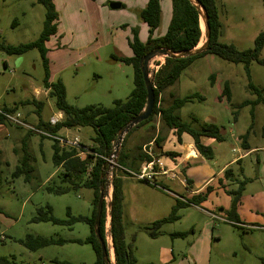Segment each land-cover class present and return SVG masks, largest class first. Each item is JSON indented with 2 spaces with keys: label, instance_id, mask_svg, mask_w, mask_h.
<instances>
[{
  "label": "rangeland",
  "instance_id": "obj_1",
  "mask_svg": "<svg viewBox=\"0 0 264 264\" xmlns=\"http://www.w3.org/2000/svg\"><path fill=\"white\" fill-rule=\"evenodd\" d=\"M165 1L162 0L163 20L154 30L156 34L164 32L168 25ZM55 2L57 30L45 46L48 48L50 74L54 80L63 82L67 102L76 107L90 104L111 107L115 99H126L133 87V69L131 65L114 60L113 56H123V51L115 49L111 40L113 37L122 48L129 47L132 29L138 28L126 24V18L134 17L141 22L137 10L127 4L110 8L109 4L119 2L117 0ZM215 4L222 24L218 42L232 43L238 50L251 49L255 36L263 27L262 0H215ZM44 18L45 8L37 0H0V43L18 45L34 41L43 28ZM259 57L264 58V46ZM163 59L154 58L151 69ZM248 69L249 76L243 63L206 54L197 57L182 70L177 81L161 94L160 104L163 106L170 103L172 96L182 98L194 93L202 96L180 107V119L196 128L200 123L213 122L222 130V141L209 139L213 158L202 157L195 163L194 166L203 165L201 169L197 167V176L217 170L233 156L242 154L244 149L239 136L245 133L249 146L257 148L248 151L238 163L230 166L234 180H224L223 187H218L216 180L205 202L179 208L178 218L162 224L155 238L139 231L136 226L149 225L166 216L176 197L184 196L180 187L157 176L155 182L160 187L152 180L149 183L138 180L132 173L138 172L139 168L128 170L130 175H122L127 179L122 182L123 208L128 221H131L125 227L126 239L134 235L135 254L136 258L141 256V263L264 264V63L251 61ZM212 73L215 75L213 82L209 78ZM43 75L36 47L21 54L0 50V106H17L16 110L24 116V120L34 124L38 119L33 112L36 106L24 102L35 98L43 102L40 117L46 120L56 115L58 110L53 98L43 91ZM224 81L229 84V102L219 97ZM248 82L258 88L259 93L250 91ZM259 98L261 100L256 101ZM235 111L237 114L233 120ZM2 127L8 130V134L0 137V256L12 258L16 264H55L53 259L70 264H93L95 254L91 246L75 241L88 235L87 224L79 221L67 226L31 220L37 215V209L46 205L59 219H67V211L71 215H89L92 190L47 191V186H65L61 180L62 168L52 161V141L36 133L27 136L26 129L20 126L4 124ZM58 133L68 137L77 135L83 144H93L94 131L89 126L62 128ZM156 137L160 139L159 144H156ZM183 137L185 143L181 144L183 148L179 156L178 151H174L180 146L179 140L155 117L149 123L134 128L125 146L135 153L149 152L151 159H161L166 168L184 178V173L177 174V166L165 163L166 159H178L188 151L189 155L197 153L194 147L187 149L188 134ZM24 142L25 150L22 148ZM24 151L33 170L12 177L11 173L21 163ZM167 151H174L177 155L171 157L166 154ZM111 176L106 174L109 188ZM244 179L246 182L236 208L238 222H233L234 225L228 220L226 212L230 209L233 195L225 191L237 189L239 181ZM110 196L111 190L105 197L106 202ZM218 208H225V211L219 214ZM210 212L219 214L222 220L212 218ZM174 233L184 234L178 236ZM27 234L60 238L64 242L30 250L19 242ZM164 248L171 249L175 259L163 261Z\"/></svg>",
  "mask_w": 264,
  "mask_h": 264
},
{
  "label": "trees",
  "instance_id": "obj_2",
  "mask_svg": "<svg viewBox=\"0 0 264 264\" xmlns=\"http://www.w3.org/2000/svg\"><path fill=\"white\" fill-rule=\"evenodd\" d=\"M45 8V18L43 28L37 39L34 41L9 45L0 43V50L8 54H21L30 48H37L44 70L42 79V86L47 91V95L54 100V106L58 111L63 113L62 120L54 127L48 126L46 120L40 117V109L43 106L41 100H26L24 103H34L35 112L38 115L36 122L37 126L45 127L51 132H58L63 127L79 128L89 126L94 131L93 144L85 145L89 152L85 151L84 156L77 155L78 149L73 147H60L55 140H52V161L55 166L62 168L61 180L65 186L51 187L47 186V191L55 193H65L69 190L77 192L80 188H88L92 190V197L90 200L92 209L89 215H71L67 211V219H59L51 213V208L46 205L45 208L39 207L37 215L32 217V221H48L53 224L72 225L75 222L82 221L87 224L89 233L84 239H75L78 243H87L91 246L95 260L93 264H155L151 262L138 263L135 255L134 235L132 234L129 240L126 239L125 227L131 221H128L127 215L123 208V190L122 179L120 176L129 174L128 170L138 169V165L142 162L151 160L147 153H135L132 149L125 146L126 140L132 130L136 127L152 121L153 118L158 117L163 125L174 131L176 138L180 142V137L183 133L191 137L192 144L197 154L205 159L213 158V150L210 145H206L201 141L202 137L213 138L216 141H222L223 135L219 126L213 122H203L199 126L192 127L190 123L182 121L179 117L178 110L180 107L195 98L201 99L202 96L198 94H191L182 98L173 97L169 104L163 106L160 104L161 94L171 85H173L182 70L187 68L197 57L213 54L223 60L244 64L247 76H249L248 66L251 61L264 63V58L259 57L261 48L264 46V20L263 27L258 32L253 40V47L246 50H238L232 43L218 42V37L222 33V24L218 17V12L215 0H198L206 9L207 22L210 29V36L207 48L198 54L186 56L181 58L164 57L163 63L153 71V94L154 103L152 112L148 118L133 125L131 129L123 136L122 142L117 151L115 162L118 166L112 171L111 176V196L110 207L107 210L108 202L103 199L100 219H99V235L102 241L105 242V221L107 213H109V234L111 239V247L113 252V263L108 258L102 256L101 240L95 234L94 220L97 210V204L100 193H104L106 168L107 164L105 158H108L113 152V145L116 137L120 131L127 125L130 119L138 114L144 108L146 101V88L143 81L142 72L140 69L139 60L142 55L147 53L154 47H166L171 51H180L183 49H190L195 47L202 37V30L200 28L199 17L196 8L189 0H171V17L165 32L160 36H154V30L161 22V5L160 0H147L144 7L136 11L137 17L144 22L148 27V35L145 41H141L138 37V29H132L133 35L128 40V45L132 51L130 56H113L114 60H119L125 64L131 65L133 69V87L126 97V99H115L111 107H104L99 104H90L84 107H76L71 105L66 100V90L63 82L60 79L50 81L49 61L47 58L46 41L49 37L56 33V25L58 20V12L55 9L53 0H37ZM263 14H264V0H262ZM214 73L209 78L213 82ZM247 87L250 91L259 93L251 82H248ZM220 98H224L227 102L230 101V89L227 81H224L221 86ZM259 98L256 101H260ZM159 102V105L157 103ZM264 102V100H263ZM245 103V102H244ZM5 110H16L17 106H3ZM237 111L234 112L233 120L236 118ZM4 118L0 116V123H5ZM32 131H27L26 135H30ZM262 135L264 136V125L262 127ZM41 138H45L42 137ZM157 138V137H156ZM156 144H159V138L156 139ZM241 147L248 150L246 138L247 133L239 136ZM23 143V149L25 148ZM140 149V147H138ZM25 150V149H24ZM167 155L174 157L177 155L174 151H167ZM240 158L235 162L238 163ZM89 169V170H88ZM32 167L28 164V155L24 151L21 163L17 165L11 173V176H18L24 172L32 171ZM29 179V178H28ZM186 183L189 179H185ZM224 180H234L233 171L230 166L224 168L222 177L217 178L218 187H223ZM145 181V180H142ZM147 182V181H146ZM246 180L239 181V186L235 190L225 191L232 194V203L229 210H226L229 218L228 220L238 222L237 204L239 203L243 185ZM149 183V182H148ZM212 185H207L205 190L200 193L191 195L189 198L176 197L175 203L172 205L170 212L159 219L152 221L149 225H137L139 231L145 232L150 237H157L160 233L161 225L173 221L178 218L177 212L179 208L188 205H198L207 198V195L213 191ZM234 224V223H233ZM235 225V224H234ZM184 233H174V235L183 236ZM26 248L36 250L38 248L47 246L49 244L63 243L64 240L60 238L43 237L40 235L27 234L25 238L19 239ZM55 264H70L67 261L52 260ZM0 264H16V262L7 256H0ZM159 264V263H158Z\"/></svg>",
  "mask_w": 264,
  "mask_h": 264
},
{
  "label": "crops",
  "instance_id": "obj_3",
  "mask_svg": "<svg viewBox=\"0 0 264 264\" xmlns=\"http://www.w3.org/2000/svg\"><path fill=\"white\" fill-rule=\"evenodd\" d=\"M72 1V0H71ZM104 1V0H102ZM119 1L120 3V7L122 5H125L127 4L128 6H132L133 10H138V9H141L142 7L145 6L147 0H117ZM171 1V0H170ZM53 2L55 3V6L57 7V4L55 2V0H53ZM160 5H161V11H162V0H160ZM165 12L167 14V17L168 19L170 20V17H171V4L169 3L168 0L165 1ZM127 22L126 24L128 25H136L137 28H138V37L141 41H145L146 38H147V35H148V27L147 25L144 23V22H140L139 20L136 21L133 18L129 19V18H126ZM162 20H163V12H162ZM161 20V21H162ZM161 23V22H160ZM169 23V21H168ZM164 29V28H163ZM165 32V31H164ZM163 31L162 32H159L158 34L153 33L154 36H160L164 33ZM116 35V34H115ZM127 37V36H126ZM128 40V38H127ZM112 45L115 49H119L121 51H123V56H130L132 54V51L129 47H123L119 45L118 41L112 37ZM47 52H48V48H47ZM47 55V54H46ZM50 81H53L54 79L52 78L51 74H50V78H49ZM43 91H44V94H47V91L43 88ZM37 93L39 94V91L37 90ZM35 99V98H33ZM35 100H38V99H35ZM35 111V109L33 110V112ZM42 118V117H41ZM43 119V118H42ZM45 120V119H43ZM36 123V122H35ZM34 123V124H35ZM4 124H8L10 126H13L7 122L5 123H0V137H3V136H6L8 134V130L5 128V127H2L4 126ZM27 131V130H26ZM221 133H222V130H220ZM174 131L171 130V133L173 135H175V133H173ZM223 134V133H222ZM185 135V133H183L181 135V139H180V143H179V147L178 148H175L174 151H178L181 152V148H183V146L181 145L182 142L185 143V139L183 140V136ZM176 136V135H175ZM189 136V135H188ZM24 139V138H23ZM209 139H213V138H208V137H202L201 138V141L206 144V145H210L211 148H212V144H211V141H209ZM215 140V139H213ZM187 149L189 148V146L193 149V144H192V140H191V137L189 136V142L187 143ZM247 145L249 146V144L247 143ZM164 146V145H163ZM182 146V147H181ZM175 147V146H173ZM165 148V147H164ZM257 147H250L249 146V149L248 150H244V152L242 154H238V155H235L233 156L230 160H228L226 163H224L222 166H218V169L217 170H213L211 172H209L208 174L206 173H203L202 175L200 176H197L196 174V171H197V167L198 168H203V165H195V163H197V160H199L200 157L197 153H195V155H189V151L181 156L180 158H176L174 160L172 159H169V160H165V163L170 166V165H175L177 166V169L179 170V172L177 171V174L179 173H184V178H181L180 176L177 175L176 179L175 180H172V178H169L167 175H156L157 178H161L163 180H166V181H171L173 182L175 185L179 186L180 187V190L181 192L183 193L184 196H181L183 198H188L190 197L191 195H194L196 193H200V192H203L205 190V187L209 184V185H212L214 184V182L217 180V178L219 177H222V172L224 170V168H226L227 166H232V164L235 163V161L239 158H241V156H243L244 154H246L248 151L252 150V149H256ZM264 149V148H262ZM235 151H237L235 149ZM238 152V151H237ZM179 156L181 155L180 153L178 154ZM195 160V161H194ZM139 166V165H138ZM140 167V166H139ZM138 167V168H139ZM121 179H122V182L123 181H126L127 179H125L124 177L125 176H120ZM169 179V180H167ZM185 179H189V182L186 183V180ZM111 190V187L109 188V192ZM205 202V201H203ZM196 206V205H195ZM225 208H218V212L219 214H222L221 212L222 211H225L224 210ZM127 211V210H125ZM221 211V212H220ZM128 212V211H127ZM208 225V224H207ZM135 243V242H134ZM136 247V245H135ZM136 250H137V247L135 248V253H136ZM170 250V251H169ZM162 253H163V258L162 260L163 261H171L174 258L173 254H172V251L171 249L169 248H164L162 249ZM193 254V253H192ZM136 255V254H135ZM194 255V254H193ZM192 255V257H194ZM137 259L139 261V263H141V256L139 257L137 255ZM161 264V263H160Z\"/></svg>",
  "mask_w": 264,
  "mask_h": 264
},
{
  "label": "water",
  "instance_id": "obj_4",
  "mask_svg": "<svg viewBox=\"0 0 264 264\" xmlns=\"http://www.w3.org/2000/svg\"><path fill=\"white\" fill-rule=\"evenodd\" d=\"M190 3L196 8L198 17H199V23H200V28L202 30V37H201V44L199 43L190 49H183L180 51H171L170 49L166 47H154L150 49L147 53L141 56L139 60L140 64V69L142 72L143 76V81L145 84L146 88V101L144 108L142 111H140L138 114L133 116L130 121L127 123V125L120 131L118 136L115 139L114 146H113V152H112V162H115V157L117 154V151L119 149V146L122 142L123 136L131 129V127L137 123H139L142 120H145L146 118L149 117V115L152 112V107L154 103V94H153V77L152 69H148L147 64L149 61L153 60L154 58H164V57H174V58H181V57H186V56H192L198 53L203 52L209 42V36H210V29L209 25L207 22V12L204 6L198 1V0H189ZM110 8H119L120 3L119 2H112L109 4ZM201 22L203 23V29L201 27ZM111 166L113 163L110 164ZM111 185V184H110ZM110 194L109 192V180L106 178L105 179V190L104 193H100L99 199H98V204H97V210H96V215H95V220H94V231L95 234L100 238L99 235V219H100V211H101V206H102V201L105 199ZM110 207V203L108 202L107 204V210ZM105 242L101 240V250H102V256L104 258H109L110 261L113 263V252H112V247H111V239H110V234H109V213H107V218L105 221Z\"/></svg>",
  "mask_w": 264,
  "mask_h": 264
},
{
  "label": "built area",
  "instance_id": "obj_5",
  "mask_svg": "<svg viewBox=\"0 0 264 264\" xmlns=\"http://www.w3.org/2000/svg\"><path fill=\"white\" fill-rule=\"evenodd\" d=\"M162 63L163 61H160L157 65L152 66V70L153 71L156 70ZM157 105H159V102L157 103ZM0 116L4 118V120L7 123L13 126L15 125V126L23 127L27 131H32L33 133H36L39 136L55 140L60 147H73L75 149H78L79 151L77 155H79L80 157L84 156L85 154V151L83 150H86L87 152H89L87 147L82 145L83 143L78 138L77 135H74L73 137H68L66 135H61L58 132H51L45 127L37 126L36 123L30 124L24 120V116L18 110L9 111V110H5L3 107L0 106ZM62 118H63V113L61 111H58L56 115H51L50 117H48L46 119V123L48 124V126L54 127L62 120ZM63 128L71 129V128H66V127H63ZM146 153L150 154L149 152H146ZM112 157L113 155L111 153L108 158H105L107 161V164H105L104 167L106 168L105 173L107 175L112 174L113 169H115V167L118 166L116 162H112ZM111 163H113L112 166L110 165ZM132 174L138 180H145L147 182H151L152 180V183L154 185H157L158 187L160 186L155 182L156 175H169V178H172V179L177 177L175 173L171 172L168 168H166V165H163V162L161 161V159H157V160L151 159L150 161L140 166L138 172L136 173L133 172ZM209 215L212 218L222 220L220 215L217 213L210 212Z\"/></svg>",
  "mask_w": 264,
  "mask_h": 264
},
{
  "label": "bare ground",
  "instance_id": "obj_6",
  "mask_svg": "<svg viewBox=\"0 0 264 264\" xmlns=\"http://www.w3.org/2000/svg\"><path fill=\"white\" fill-rule=\"evenodd\" d=\"M201 27L203 29V23L202 22H201ZM151 63H152V60L149 61L148 64H147L148 69H151V65H152Z\"/></svg>",
  "mask_w": 264,
  "mask_h": 264
}]
</instances>
